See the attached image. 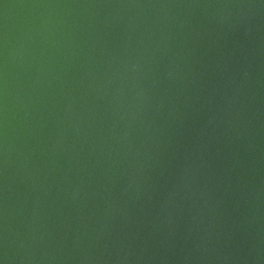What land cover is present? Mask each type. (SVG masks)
Here are the masks:
<instances>
[{
  "label": "water",
  "instance_id": "95a60500",
  "mask_svg": "<svg viewBox=\"0 0 264 264\" xmlns=\"http://www.w3.org/2000/svg\"><path fill=\"white\" fill-rule=\"evenodd\" d=\"M0 264H264V0H0Z\"/></svg>",
  "mask_w": 264,
  "mask_h": 264
}]
</instances>
